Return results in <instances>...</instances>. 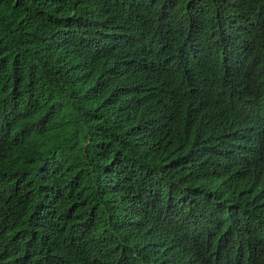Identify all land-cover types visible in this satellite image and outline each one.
Here are the masks:
<instances>
[{
	"label": "trees",
	"instance_id": "16d2710c",
	"mask_svg": "<svg viewBox=\"0 0 264 264\" xmlns=\"http://www.w3.org/2000/svg\"><path fill=\"white\" fill-rule=\"evenodd\" d=\"M0 264H264V0H0Z\"/></svg>",
	"mask_w": 264,
	"mask_h": 264
}]
</instances>
